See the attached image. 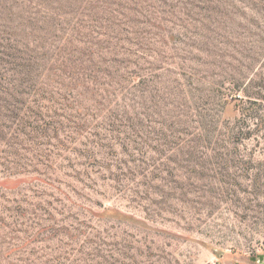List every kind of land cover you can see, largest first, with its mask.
<instances>
[{
  "label": "rangeland",
  "instance_id": "rangeland-1",
  "mask_svg": "<svg viewBox=\"0 0 264 264\" xmlns=\"http://www.w3.org/2000/svg\"><path fill=\"white\" fill-rule=\"evenodd\" d=\"M8 10L0 264H264V0Z\"/></svg>",
  "mask_w": 264,
  "mask_h": 264
},
{
  "label": "trees",
  "instance_id": "trees-1",
  "mask_svg": "<svg viewBox=\"0 0 264 264\" xmlns=\"http://www.w3.org/2000/svg\"><path fill=\"white\" fill-rule=\"evenodd\" d=\"M19 18L21 17H17V19H15L13 17V12L12 10H8L7 12H5L3 18H0V93L3 92L2 88H7L10 84H18L19 82V74H29V77L31 76L30 73L33 72L32 69H28L25 73L18 71L16 69V66H18L19 61L18 59H23L22 57H19L17 55L11 54L7 51V49H15V46H12L13 48H11V46L8 44L9 42H12L14 45H16L17 43H21L19 42V38L21 36V32H22V28H23V23L19 21ZM25 44V43H24ZM27 44V43H26ZM68 59V57L66 55H61L56 61H59V64L61 65H67L66 60ZM29 61V59H28ZM28 63V62H27ZM25 66H27V64H24ZM57 68H59V65L56 66ZM17 78L15 77V75H17ZM14 86V85H12ZM2 100V99H0ZM13 108H11V115L9 114H5L4 110L9 112V109L3 105L2 103L0 104V120L3 122L5 120H11L12 123L13 120L10 118H17V113L15 110H17V107L12 106ZM7 128V131H6ZM7 133H10L9 135H13L12 139L18 140V135L19 132H17V130H15V128H13L11 125H5L4 122L3 124H0V142L1 144L5 143V139L4 137L6 136ZM15 145H19L18 141H14ZM8 151H6L5 149H0V165L5 164V162L8 163H15L14 160L9 159L5 154H7ZM2 154V155H1ZM16 155V154H15ZM4 183L6 182H15V181H19V179L15 178L13 179L12 177H10L9 175H5L4 178L1 180ZM19 208V207H18ZM22 211V210H21ZM23 215H26L28 212L22 211ZM8 218V217H7ZM3 224V226L5 228H8L11 230L13 227H17L18 223L17 221H11L10 223L8 222H1ZM34 225H38L39 223H36ZM32 227V225H27ZM42 229L44 230L45 228L40 227L39 226V230ZM17 231H23L25 232V230H17ZM16 235H15V239H16ZM16 247V245H12L11 247H9L7 249V252H10L11 250H14L15 252L18 251L19 249H14ZM0 256L1 253H0ZM9 264H15V263H9ZM51 264H66L63 263L62 261H60L59 259L55 262V263H51Z\"/></svg>",
  "mask_w": 264,
  "mask_h": 264
},
{
  "label": "water",
  "instance_id": "water-1",
  "mask_svg": "<svg viewBox=\"0 0 264 264\" xmlns=\"http://www.w3.org/2000/svg\"><path fill=\"white\" fill-rule=\"evenodd\" d=\"M263 257H264L263 254H258L257 255V258H258L259 261H261L263 259ZM255 258H256L255 256L251 257L252 260H254Z\"/></svg>",
  "mask_w": 264,
  "mask_h": 264
}]
</instances>
